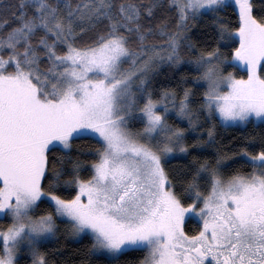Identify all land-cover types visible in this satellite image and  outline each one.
Listing matches in <instances>:
<instances>
[{
	"label": "snow or ice",
	"instance_id": "6c2138e0",
	"mask_svg": "<svg viewBox=\"0 0 264 264\" xmlns=\"http://www.w3.org/2000/svg\"><path fill=\"white\" fill-rule=\"evenodd\" d=\"M60 235L264 264V0H0V264H76Z\"/></svg>",
	"mask_w": 264,
	"mask_h": 264
},
{
	"label": "trees",
	"instance_id": "16d2710c",
	"mask_svg": "<svg viewBox=\"0 0 264 264\" xmlns=\"http://www.w3.org/2000/svg\"><path fill=\"white\" fill-rule=\"evenodd\" d=\"M231 19L234 21L235 16H232ZM183 71V70H181ZM179 74V73H178ZM260 130L257 129L256 132L258 133ZM252 132V127L249 125L246 128H228L227 130L221 129V135L225 138V142L232 137H240V135L243 133L247 135L248 133ZM76 143L84 145V144H90L91 141H88L87 138H83ZM88 158V157H85ZM184 161L181 160H173L170 161L172 164H178L183 163ZM194 222L189 225V229L193 226ZM63 227V225H61ZM89 243L88 240H81L79 243H74L71 239L66 238L64 235H60L58 240H53L49 245H47L48 250L53 249H59V252L52 255L51 259H60V258H69L71 257L76 264H79V259L81 258V254L77 253V249H80L81 251L83 248ZM135 255H128L121 258V264H124L126 260L135 259ZM20 264H25V262L22 260Z\"/></svg>",
	"mask_w": 264,
	"mask_h": 264
}]
</instances>
